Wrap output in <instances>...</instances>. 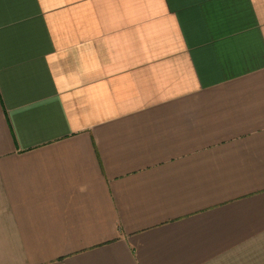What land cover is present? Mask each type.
<instances>
[{
  "label": "crops",
  "instance_id": "1",
  "mask_svg": "<svg viewBox=\"0 0 264 264\" xmlns=\"http://www.w3.org/2000/svg\"><path fill=\"white\" fill-rule=\"evenodd\" d=\"M0 264H264V0H0Z\"/></svg>",
  "mask_w": 264,
  "mask_h": 264
}]
</instances>
